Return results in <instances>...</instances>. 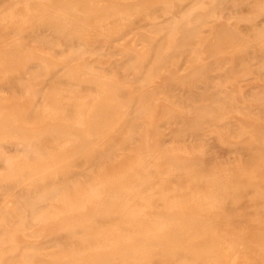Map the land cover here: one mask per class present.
<instances>
[{"label":"bare ground","instance_id":"obj_1","mask_svg":"<svg viewBox=\"0 0 264 264\" xmlns=\"http://www.w3.org/2000/svg\"><path fill=\"white\" fill-rule=\"evenodd\" d=\"M230 1L0 0V264H264V46Z\"/></svg>","mask_w":264,"mask_h":264},{"label":"rangeland","instance_id":"obj_2","mask_svg":"<svg viewBox=\"0 0 264 264\" xmlns=\"http://www.w3.org/2000/svg\"><path fill=\"white\" fill-rule=\"evenodd\" d=\"M243 2H245L246 4H244ZM217 5H218V3H217ZM229 10H230V13L232 14L233 20H235L230 25V30H231L232 34H234V32L237 29H243V28L247 27V33L254 35V37H257L258 39L261 37L262 40L259 39L260 40L259 42H260V44H262L264 46V0H231L230 5H229ZM216 14H217V16L219 15V13L217 11H216ZM217 19H218L217 20L218 21L217 26H219V18L217 17ZM246 21H247V25L245 24ZM255 23L260 24V26H255L254 25ZM225 36L227 37L226 33H225ZM133 37L134 36H132L131 42H130V44L132 45V48L136 51L138 50L141 54H145L149 50L148 49L149 43H148V45L146 44V42H148V41H146V40L139 41L137 39V36H135V38H133ZM143 43H145L147 46H144L145 44L142 46ZM137 44H139L140 46L138 47ZM135 46H137V48H135ZM142 48H145V49H142ZM262 51L264 52V49ZM262 60H263V58H262ZM259 67H263V66L261 65ZM0 70H1V68H0ZM85 77L88 78L89 76L85 75ZM85 77H84L85 81L88 80V82H90V81H92L94 83L96 82L94 77L90 81H89V79H86ZM96 80L98 82H96L95 84H97L99 87H101V89H104V90L107 89V85L103 84L104 81L102 82V80H100L99 78L98 79L96 78ZM106 99H107L106 102H110L109 98H106ZM92 103H90L91 106H89V109H88L89 112L87 113V114H89V117L88 118L86 117V120L87 121L89 120V121L88 122L86 121L85 133L84 134L80 133L79 129H76V131H75V133L78 134L77 136H80L79 137L80 139L83 138V139H81L83 141H89L90 139L93 138L92 127H93V124H94L95 119H96L95 116H96L97 112H99V109H98V104L96 102H92ZM91 111H93V112H91ZM93 113H94V116H93ZM110 127L112 129L111 125H110ZM110 127H108V128H110ZM108 128L106 130L110 131L111 129H108ZM40 130H42V129L40 128ZM77 131H79V133ZM231 248L236 253L243 252L242 242L240 240H238L237 238H235L234 244H232ZM253 254L254 255L247 256V260H249L250 263L258 264L262 258V253L260 250L255 248L253 250Z\"/></svg>","mask_w":264,"mask_h":264}]
</instances>
